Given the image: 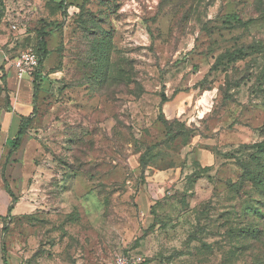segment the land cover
Segmentation results:
<instances>
[{
  "label": "rangeland",
  "instance_id": "1",
  "mask_svg": "<svg viewBox=\"0 0 264 264\" xmlns=\"http://www.w3.org/2000/svg\"><path fill=\"white\" fill-rule=\"evenodd\" d=\"M15 24L30 36L0 52V214L26 185L95 264H264V0H0L10 43ZM40 34L18 93L10 63Z\"/></svg>",
  "mask_w": 264,
  "mask_h": 264
},
{
  "label": "crops",
  "instance_id": "2",
  "mask_svg": "<svg viewBox=\"0 0 264 264\" xmlns=\"http://www.w3.org/2000/svg\"><path fill=\"white\" fill-rule=\"evenodd\" d=\"M14 26L17 27L16 31L13 30ZM12 30L11 34L17 38L12 43H10L11 39L8 36L0 34V52L3 60L9 59L11 46L18 44V42L24 44L30 36L24 33L27 32V29L22 28L19 24L13 25ZM34 40L35 38H33V43H35ZM54 44L56 41H52V45ZM11 73L17 82L16 91L22 93V81L17 78L15 72H10L9 75ZM24 86L26 90L23 94H26L31 87L29 84ZM5 120L3 122L6 123L8 118ZM3 122L2 126L4 125ZM20 125V118H12L8 125L9 130L13 134H18ZM27 187L21 185L23 192L20 195L23 197L17 203L13 213L11 215L0 214V264H95L93 260L82 259L83 255H80L83 246L82 239H80V250L76 251L75 248L71 247V244L77 239L73 233L76 231L74 230V226H76L74 222L67 220L63 223L62 218L58 219L59 217L56 216L30 212L31 206L34 207V205L30 204L29 197L28 200L25 198ZM35 187L36 185H33L32 190H35ZM5 221L8 222L7 225L9 226L7 231L4 230ZM68 255L73 256V260H68Z\"/></svg>",
  "mask_w": 264,
  "mask_h": 264
},
{
  "label": "built area",
  "instance_id": "3",
  "mask_svg": "<svg viewBox=\"0 0 264 264\" xmlns=\"http://www.w3.org/2000/svg\"><path fill=\"white\" fill-rule=\"evenodd\" d=\"M16 31L17 27H13ZM11 69L15 72L17 78L22 81L24 78H33L40 67L39 55L33 50L23 51L10 63ZM144 257L136 254L118 255L112 264H143Z\"/></svg>",
  "mask_w": 264,
  "mask_h": 264
},
{
  "label": "trees",
  "instance_id": "4",
  "mask_svg": "<svg viewBox=\"0 0 264 264\" xmlns=\"http://www.w3.org/2000/svg\"><path fill=\"white\" fill-rule=\"evenodd\" d=\"M45 35L43 34H40V35H37V38L35 39V45L32 47L33 50L39 55V58H40V67L38 69V71L34 74L33 78L34 81H35V84H37V79H39L40 77V73H41V70L43 68V65L47 59V56H48V48L46 46V40H45ZM38 90V87L35 86V92H37ZM163 100H165V97L162 98ZM25 119V118H24ZM23 137H24V129L21 127L16 138H15V144L13 145L12 149H11V153H14L16 152L17 148L21 145L22 143V140H23ZM258 147H264V144L262 145H258ZM246 168V167H245ZM255 180V179H254ZM146 261H144L143 264H145Z\"/></svg>",
  "mask_w": 264,
  "mask_h": 264
}]
</instances>
